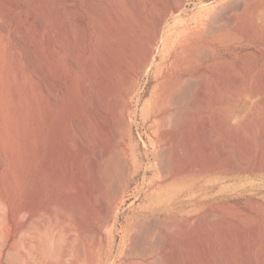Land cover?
<instances>
[{
  "label": "rangeland",
  "instance_id": "obj_1",
  "mask_svg": "<svg viewBox=\"0 0 264 264\" xmlns=\"http://www.w3.org/2000/svg\"><path fill=\"white\" fill-rule=\"evenodd\" d=\"M5 100L0 264H264V0H0Z\"/></svg>",
  "mask_w": 264,
  "mask_h": 264
},
{
  "label": "bare ground",
  "instance_id": "obj_2",
  "mask_svg": "<svg viewBox=\"0 0 264 264\" xmlns=\"http://www.w3.org/2000/svg\"><path fill=\"white\" fill-rule=\"evenodd\" d=\"M38 1V0H37ZM54 2V1H53ZM36 3V2H35ZM55 4V3H54ZM72 4V3H71ZM35 5V4H34ZM39 5V4H38ZM53 5V4H52ZM69 6V5H68ZM37 7V6H36ZM33 10V9H32ZM50 12V11H49ZM75 13V12H74ZM107 15V14H106ZM103 16V15H102ZM34 17V16H33ZM111 18V17H110ZM107 19V18H106ZM109 19V18H108ZM112 19V18H111ZM72 20V19H71ZM62 21V20H61ZM61 23V22H60ZM99 23V22H98ZM158 23V22H157ZM156 23V24H157ZM70 24V23H69ZM113 25H115V24H113ZM160 25V24H159ZM159 27V26H158ZM57 29V28H56ZM108 29V28H107ZM117 29V28H116ZM101 30V29H100ZM106 30V29H105ZM38 31V30H37ZM73 31V30H72ZM118 31V30H117ZM128 31V30H127ZM19 32H21V31H19ZM24 33V32H23ZM73 34V33H72ZM126 34V33H125ZM148 34V33H147ZM153 37V36H152ZM127 38V37H126ZM67 41H69V40H67ZM123 42V41H122ZM143 42V41H142ZM152 43H153V41H152ZM74 44V43H73ZM60 45V44H59ZM63 45V44H62ZM133 45V44H132ZM141 45H143V44H141ZM123 46V45H122ZM139 46V45H138ZM133 47V46H132ZM123 50V49H122ZM143 51H144V49H143ZM137 52H138V50H137ZM146 52V51H145ZM122 54V53H121ZM130 54V53H129ZM141 56H143V55H141ZM147 60H148V62L149 61H151L152 60V50L151 49H149L148 51H147ZM146 60V61H147ZM128 61V60H127ZM136 61V60H135ZM140 62V61H139ZM138 62V63H139ZM142 62V61H141ZM131 64V63H130ZM140 66L142 67V65H141V63H140ZM144 66V65H143ZM125 67V66H124ZM139 67V66H138ZM133 68V67H132ZM143 69V68H142ZM139 70V69H138ZM134 71V70H133ZM5 74V78H6V82H8L7 81V76H6V73H4ZM129 74V73H128ZM120 75V74H119ZM131 75V74H130ZM128 76V75H127ZM132 76V75H131ZM125 77V76H124ZM133 77V76H132ZM118 78V77H117ZM131 78V77H130ZM130 78H126V79H128V84L127 85H129V87L131 88V91L133 90L132 89V86H134L133 84V81H132V78L130 79ZM123 82V81H122ZM124 84V83H123ZM125 87H126V85H125ZM130 88H129V90H130ZM114 89V88H113ZM117 89V88H116ZM126 91H128V90H126ZM118 93V92H117ZM120 94V93H119ZM103 95V94H102ZM183 96V95H182ZM105 97V96H104ZM114 97V96H113ZM108 98V97H107ZM111 98V97H110ZM178 100V99H177ZM179 101H177V103H178ZM117 103V102H116ZM120 103V102H119ZM112 105V104H111ZM119 106H120V108L121 109H124L125 110V107H126V105H125V103L124 102H121L120 104H118ZM4 106H5V126H4V129H3V134H2V136H0V170L1 171H7L6 170V168H7V153H8V148H9V143H10V131H9V114H8V107H9V103H8V100L6 101H4ZM118 107V106H117ZM95 110V109H94ZM95 112V111H94ZM119 114V113H118ZM122 115V114H121ZM104 116V115H103ZM119 116V115H118ZM186 116V115H185ZM184 116V117H185ZM122 117V116H121ZM192 117V116H191ZM191 117H190V120H191ZM187 118V117H186ZM97 119V118H96ZM121 119V118H120ZM189 119V118H188ZM200 120V119H199ZM198 120V121H199ZM95 121V120H94ZM99 121V120H98ZM121 121H123V120H121ZM109 123H110V121H109ZM122 124H124V123H122ZM127 124V123H126ZM125 124V125H126ZM97 125V124H96ZM78 127V126H77ZM188 127V126H187ZM125 129V128H124ZM194 128H192V130H193ZM198 129V128H197ZM196 129V130H197ZM78 130V129H77ZM80 130V129H79ZM113 130V129H112ZM120 130H123V129H121L120 128ZM115 132V131H114ZM126 132V131H125ZM193 135V134H192ZM84 136V135H83ZM95 136V135H94ZM107 137V136H106ZM114 138V137H113ZM190 138V137H189ZM192 138V137H191ZM127 139V138H126ZM100 141V140H99ZM117 141V140H116ZM102 142V141H101ZM101 142H99V143H101ZM109 142H110V140H109ZM106 145V144H105ZM2 146H3V148H4V150H2ZM104 146V145H103ZM104 148V147H103ZM102 147H101V149L100 150H103V152L102 151H100L99 153H100V157L99 158H101V162H100V165L98 166V170L100 169V168H104V170H107V168H108V166H109V164L111 163V161L114 159V152L112 151V150H110V149H106V151H104L105 149H103ZM116 154V153H115ZM118 154V153H117ZM119 155V154H118ZM121 155V154H120ZM116 156V155H115ZM113 157V158H112ZM118 157H120V156H118ZM118 157H116V158H118ZM112 159V160H111ZM121 159V158H120ZM119 159V160H120ZM92 164V163H91ZM99 164V163H98ZM123 164V163H122ZM110 167V166H109ZM96 169V168H95ZM109 170V169H108ZM101 172H102V170H101ZM104 172H107V171H104ZM97 173H99V172H97ZM96 173V174H97ZM103 173V172H102ZM101 173V174H102ZM108 173V172H107ZM106 174V173H105ZM93 176V175H92ZM102 176V175H101ZM101 176H100V179H101ZM103 178H104V176H103ZM108 178V177H107ZM101 183V182H100ZM102 186H104L103 184H101ZM97 186V185H96ZM99 187V186H98ZM101 187V186H100ZM105 190V189H104ZM98 195V194H97ZM99 196V195H98ZM104 197V196H103ZM98 200V199H97ZM97 200H96V202H97ZM101 201V200H100ZM102 205V204H101ZM0 207H1V205H0ZM101 207V206H100ZM105 207V206H104ZM3 214V213H2ZM0 220H2L1 218H0ZM6 221V220H5ZM4 221V222H5ZM3 222V223H4ZM17 243V242H16ZM21 245V244H20ZM2 251V250H1ZM12 251V250H11ZM13 256V255H12ZM7 260V259H6ZM8 261V260H7ZM11 261V260H10ZM8 263V262H7ZM9 264V263H8Z\"/></svg>",
  "mask_w": 264,
  "mask_h": 264
}]
</instances>
